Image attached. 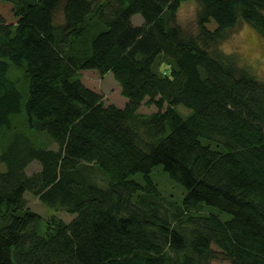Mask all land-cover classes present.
<instances>
[{"label": "trees", "instance_id": "1", "mask_svg": "<svg viewBox=\"0 0 264 264\" xmlns=\"http://www.w3.org/2000/svg\"><path fill=\"white\" fill-rule=\"evenodd\" d=\"M180 3L0 0V264H264V83L213 52L240 18L264 33V0H199L196 32L176 23ZM95 69L123 106L85 84ZM157 165L185 189L179 204ZM26 191L76 215L47 216L41 234Z\"/></svg>", "mask_w": 264, "mask_h": 264}, {"label": "rangeland", "instance_id": "2", "mask_svg": "<svg viewBox=\"0 0 264 264\" xmlns=\"http://www.w3.org/2000/svg\"><path fill=\"white\" fill-rule=\"evenodd\" d=\"M196 17L190 20L189 22H187L186 24H184L183 28L190 32H196L197 30L196 29L197 28ZM133 21L135 23H140L143 21V18L140 14H136L133 17ZM241 22L249 23L247 20L240 18L236 25L240 24ZM233 28L234 27L229 29L228 34L230 33L231 30H233ZM12 71L15 72L14 74L21 73V71L16 67H12ZM82 75H83L82 79L85 82V84L103 93L106 103L115 102V104H117L118 106H121V105L123 106L125 104L127 97L120 92L121 86L119 82L116 80L112 71H108L102 76L96 69L95 70H84L82 72ZM154 109H156L154 105H148L146 103H142L140 105L139 111L150 112ZM178 109L184 115L188 113L187 110L183 106H178ZM30 134L34 142H36L37 145L48 146L51 148H57L58 146L57 142L54 141L46 131H43V130L38 131V130L32 129L30 131ZM5 142L6 140H4V142H1L0 140V152L3 149ZM40 168H41V163L37 159H34L26 166V171L28 174H31L35 171L40 170ZM88 169L90 171V175L93 180L97 181L99 184H102V185H105L107 183L106 174L97 165L93 163H89ZM151 176L156 181L162 194L166 197L167 199L166 206L171 207L170 206L171 204L169 201H173L177 204L180 203L186 191L179 183H176L174 180H172L169 177L167 172L164 171L162 165L155 166L152 170ZM133 178L142 181V173H137L133 175ZM25 198H26L27 204L43 216V219L37 226V230L41 234L44 233L46 229L45 220L47 216L51 214H56L62 217L64 220L70 221L76 215V213L69 212L62 208L57 209L55 208V206H51V205L43 203L38 198V196L35 195L31 191L25 192ZM202 210L215 213L221 216V218L223 219H227L230 217V214L228 212L221 211L217 207H214V206L205 205V208L202 207ZM213 247L218 251L220 250L219 247L215 244H213ZM212 262L213 264H230V261L228 259H225L221 256L212 259Z\"/></svg>", "mask_w": 264, "mask_h": 264}, {"label": "clouds", "instance_id": "3", "mask_svg": "<svg viewBox=\"0 0 264 264\" xmlns=\"http://www.w3.org/2000/svg\"><path fill=\"white\" fill-rule=\"evenodd\" d=\"M201 10L199 0H181L175 17L176 23L184 25L194 19ZM218 57L229 63L237 73H243L258 83H264V33L253 25L241 22L234 26L213 49Z\"/></svg>", "mask_w": 264, "mask_h": 264}]
</instances>
